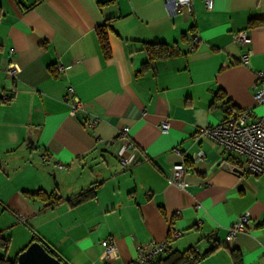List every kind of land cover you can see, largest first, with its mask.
Wrapping results in <instances>:
<instances>
[{
  "label": "crops",
  "instance_id": "1",
  "mask_svg": "<svg viewBox=\"0 0 264 264\" xmlns=\"http://www.w3.org/2000/svg\"><path fill=\"white\" fill-rule=\"evenodd\" d=\"M210 2L174 10L165 0H0V235L9 247L38 236L65 264H105L101 241L111 236V264H129L137 245L180 230L171 251L196 245L192 264H233L232 249L242 264H264V173L235 172L222 147L193 138L227 118L226 98L233 113L257 108L264 24L249 21L264 19V3ZM239 31L247 42L235 40ZM75 98L85 110L71 115ZM123 126L145 156L128 150L131 165L117 155ZM181 162L184 188L169 180ZM51 193L60 199L50 203ZM244 211L247 228L227 241Z\"/></svg>",
  "mask_w": 264,
  "mask_h": 264
},
{
  "label": "built area",
  "instance_id": "2",
  "mask_svg": "<svg viewBox=\"0 0 264 264\" xmlns=\"http://www.w3.org/2000/svg\"><path fill=\"white\" fill-rule=\"evenodd\" d=\"M207 8H210V0H203ZM264 3V0H262ZM174 10L181 8H190L192 0H165ZM235 40L240 43H245L249 40L245 31H239L234 35ZM197 36L193 37V43L197 41ZM192 43V44H193ZM249 52L242 56V60L246 61ZM65 66L58 65L61 70ZM255 92L254 98L257 105L264 103V72L257 71L256 80L254 82ZM9 95H3L1 101H8ZM84 103L75 98L69 105V113L75 115L77 112L84 111ZM254 114V108L243 110L237 114L231 115L221 122L209 124L199 127L193 134L194 139L205 136L210 140L213 146H220L225 152L232 156L230 163L231 169L237 172H246L252 174L264 173V114L251 118ZM97 115L85 116V122L88 126H93L98 121ZM159 130L167 132L169 130L168 120L165 118L159 123ZM116 139L121 142V147L117 155L124 165H131L135 162L131 155L127 154L128 150H135L141 153V157H145L141 148H139L132 140L128 133V126H123L119 129ZM178 152L177 147L174 148ZM204 158L203 152L196 154L197 160ZM42 160L47 159L46 154L41 155ZM63 167V164H59ZM187 169L183 163H178L173 166V173L169 177L170 182L178 187H185L184 174ZM250 220L247 211L239 214L237 220L227 227L225 239L233 240L237 234L245 231ZM180 230H171V238L180 236ZM165 240H150L144 244H139L136 247V257L129 264H151L161 255L171 251L170 239ZM103 246L102 257L105 264H111V261L118 257V250L113 237L109 236L101 241ZM197 250V246H193ZM264 257V253H263Z\"/></svg>",
  "mask_w": 264,
  "mask_h": 264
},
{
  "label": "trees",
  "instance_id": "3",
  "mask_svg": "<svg viewBox=\"0 0 264 264\" xmlns=\"http://www.w3.org/2000/svg\"><path fill=\"white\" fill-rule=\"evenodd\" d=\"M260 24H264V19H251L249 21L250 26L260 25ZM98 35H99L101 47H102L104 54L106 56H109L110 55L109 44H108V40H107V36H106V32H105L104 27H100L98 29ZM156 45L157 44L147 45V50H149L150 55L152 54L151 49H155L154 47ZM157 48H158L157 50H159V52H161L163 50H167V48H162L161 45H158ZM221 95H222V93H219V92H217V94H216L217 97H221ZM223 108L227 112L228 116H226V117H229L231 115L239 113V112L233 113V111L236 109H235V107H233L232 103L230 102V100L228 98L224 99ZM40 193H41L40 191H37L31 195L32 196L39 195ZM92 194L93 193H89V192L82 193L81 194L82 196L77 197L78 202L85 200L86 197H90ZM48 197H50V199H51L50 203L57 202L60 199V197L55 193L49 194ZM33 241H39L49 253L56 256L55 253L52 250H50L46 246L45 242L41 238H39L38 236H35L34 240H32L31 242H33ZM9 242H10L9 238L0 235V250L3 251L2 253H0V264H16L18 253L25 248L24 247L23 249L18 251V253L15 255V257L13 259H9L6 256V252L9 249ZM166 254L168 255V257L164 261L167 264H192L193 262L197 261L201 256V255H199V252H197V250H195L193 247L187 248L186 250H184L180 253L171 251V252H166ZM231 256H232V259H234L233 264H242L240 261V256L238 254V251H236V249H232Z\"/></svg>",
  "mask_w": 264,
  "mask_h": 264
},
{
  "label": "water",
  "instance_id": "4",
  "mask_svg": "<svg viewBox=\"0 0 264 264\" xmlns=\"http://www.w3.org/2000/svg\"><path fill=\"white\" fill-rule=\"evenodd\" d=\"M31 141V140H30ZM16 264H65L49 253L39 241H33L17 255Z\"/></svg>",
  "mask_w": 264,
  "mask_h": 264
},
{
  "label": "rangeland",
  "instance_id": "5",
  "mask_svg": "<svg viewBox=\"0 0 264 264\" xmlns=\"http://www.w3.org/2000/svg\"><path fill=\"white\" fill-rule=\"evenodd\" d=\"M260 106L263 107V109H262V111L258 112L256 109H257L258 107H260ZM257 108H256V109L254 108V114H253L254 117H253V118H255V117H257V116H260V115H263V114H264V103L257 105ZM18 249H19V248H17V244H16V242L13 243L12 245H10L8 251L6 252V256H7L9 259H12V258L15 256V253L18 251ZM2 252H3V251L0 250V253H2Z\"/></svg>",
  "mask_w": 264,
  "mask_h": 264
}]
</instances>
